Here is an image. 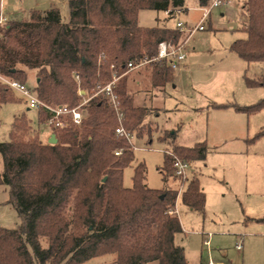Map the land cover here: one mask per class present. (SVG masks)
<instances>
[{"label": "trees", "instance_id": "1", "mask_svg": "<svg viewBox=\"0 0 264 264\" xmlns=\"http://www.w3.org/2000/svg\"><path fill=\"white\" fill-rule=\"evenodd\" d=\"M198 2L206 7L210 0ZM67 3L68 22L53 6L32 10L29 19L10 17L0 25V73L24 84L29 73H36L33 89L38 99L70 108L78 107L98 85L120 76L115 93L122 125L131 134L140 130L149 110L135 106L122 85L130 74L128 64L152 58L161 42L177 46L183 32L177 27H141L139 13L154 10L172 18L185 10L186 0ZM241 27L247 38L231 49L246 62L264 63V0H246ZM148 66L153 67L154 85L164 87L173 81L175 70L167 63ZM247 82L264 86V76ZM13 93L0 80V107L14 101ZM233 107L251 114L264 108V99ZM84 109L88 116L80 126L69 122L65 129L51 127L56 145L32 135L28 141L22 139L24 127L31 132L25 118H16L11 140L0 142V185L10 188L21 220L17 229L0 228V264H83L108 254L116 255L115 264H188L184 247L177 244L182 224L173 214L179 192L150 189L143 163L135 169L133 186L125 188L123 173L135 158L128 140L116 135L119 121L114 107L108 96L99 95ZM37 112L41 124L52 117L44 108ZM259 138H264V128L255 137ZM174 140L175 134L169 133L163 139L172 145ZM207 153L202 143L191 148L173 145V154L188 164L205 160ZM174 174L173 158L166 155L164 179ZM105 176L108 180L103 183L100 178ZM182 201L190 209L203 210L205 194L196 177L188 182Z\"/></svg>", "mask_w": 264, "mask_h": 264}, {"label": "rangeland", "instance_id": "2", "mask_svg": "<svg viewBox=\"0 0 264 264\" xmlns=\"http://www.w3.org/2000/svg\"><path fill=\"white\" fill-rule=\"evenodd\" d=\"M245 3L246 0H229L220 7H201L198 0H186L188 11L167 19L163 12L140 11L141 27H176L178 22L184 25L180 42L187 68L183 70L181 65L176 69L173 81L164 87L152 84L153 67L149 66L128 73L122 83L128 92L131 87L137 107L149 110L140 130L132 133L130 146L135 159L124 170L123 186H133L135 169L143 163L150 189L179 192L173 214L183 227L177 244L185 248L188 264H264V138L255 139L264 128V108L246 114L233 107L255 105L264 99V86H250L247 82L264 76V63L246 62L231 49L236 41L247 38L232 12L242 10ZM53 6L68 22L67 0H0V12L11 18L29 19L32 10L45 11ZM35 77L36 73H29L28 87H33ZM7 95L12 98L11 93ZM13 96L14 101L0 107V142H9L16 118H25L31 132L24 127L22 139L28 141L32 135L49 144L50 127L39 122L38 112L29 108L22 94L14 91ZM84 114L87 118L86 110ZM166 133L175 134V145L191 148L202 143L208 148L205 160L187 165L186 179L175 174L164 179L165 156L173 158V162L177 157L173 145L163 141ZM194 177L205 194L201 211L184 206L182 201ZM105 179L108 180L106 176L100 178L103 183ZM20 225L10 188L0 185V228L17 229ZM208 235H212L209 248L204 245ZM237 245L243 250H238ZM115 259L116 255L108 254L83 264H115Z\"/></svg>", "mask_w": 264, "mask_h": 264}, {"label": "built area", "instance_id": "3", "mask_svg": "<svg viewBox=\"0 0 264 264\" xmlns=\"http://www.w3.org/2000/svg\"><path fill=\"white\" fill-rule=\"evenodd\" d=\"M229 1V0H227ZM226 0H210L209 4L212 7H220L224 3L227 2ZM208 12L205 13L204 17H207ZM8 21V18L4 16L0 12V25L6 24ZM183 24L181 22H178L176 24V27L183 32ZM199 29H203V27L200 26ZM183 43L180 42L177 46L172 45L168 42H161L158 46V52L155 56L152 58H144L142 59L138 64H135L133 62H130L128 64V73L132 72L134 70H138L144 67H147L148 65L154 64V63H167L169 67H171L173 70L179 69L181 65L184 63L186 59V55L182 52L183 50ZM120 76L114 75L113 79L110 83L106 85H98L97 88L93 91L92 95L84 100V102L75 108H70L68 106H50L43 102H41L37 94L35 93L33 87H28L26 84L21 83L20 81L13 79L10 76L2 75L0 73V80L8 85L12 90L19 92L27 99V104L30 109H34L36 111L40 109H46L51 114V119L47 122V126L55 127L58 129H65L68 127L69 122L74 123L77 126H80L82 124L83 119L85 118L84 114V106L86 103L91 100L92 98L99 96V95H106L108 96L112 106L114 107L117 116L119 125L116 128V135L124 137L128 140L130 144H132V139L134 138V135L127 132L123 125H122V113H121V106L118 99V96L115 93V88L117 86V82L119 81ZM119 154V153H117ZM173 156V155H172ZM189 165L188 163L183 162L179 158L174 156V168H175V176L177 178L186 179V168ZM210 238L212 235H209ZM205 244L209 245V242H205ZM238 250H241V245L237 246Z\"/></svg>", "mask_w": 264, "mask_h": 264}, {"label": "crops", "instance_id": "4", "mask_svg": "<svg viewBox=\"0 0 264 264\" xmlns=\"http://www.w3.org/2000/svg\"><path fill=\"white\" fill-rule=\"evenodd\" d=\"M186 5V4H185ZM185 11L187 12L188 10H187V8L185 7ZM230 13H231V11H229ZM232 12H233V14H234V16L236 15L237 16V18H238V21H239V25H241L240 23H241V10H238V12H234L233 10H232ZM164 13V15H165V18L167 19L168 18V14H167V12H163ZM4 15V14H3ZM5 16V15H4ZM222 16H224V15H222ZM7 18H10V17H8V16H6ZM166 27H169V26H166ZM242 28V27H241ZM182 68H183V70L184 69H186L187 68V64H185V63H183L182 64ZM136 84L137 85H140L141 84V82H140V80H137L136 81ZM152 84L154 85V82H152ZM156 86V85H155ZM156 87H158V86H156ZM130 94L133 96V98H134V104H135V106H137L136 105V100H135V96H134V93L132 92V89H131V87H130ZM140 107V106H139ZM53 133H51L50 135H49V139H50V137H51V135H52ZM176 140V139H175ZM175 140H174V143H173V145L174 146H180V147H186V146H183V145H175ZM197 144H200V143H197ZM196 144V145H197ZM187 148H189V147H187ZM183 228V227H182ZM211 238H212V236H211ZM211 238H210V236L208 235V237L204 240V245L205 246H207L208 248H209V246H210V244H211ZM205 242H209V245H207V244H205ZM238 246V245H237ZM185 249V248H184ZM242 250H243V247H242ZM186 252V251H185ZM186 257H187V255H186ZM210 264H213V263H210Z\"/></svg>", "mask_w": 264, "mask_h": 264}, {"label": "water", "instance_id": "5", "mask_svg": "<svg viewBox=\"0 0 264 264\" xmlns=\"http://www.w3.org/2000/svg\"><path fill=\"white\" fill-rule=\"evenodd\" d=\"M37 82L39 83L40 80L38 79ZM81 93H84V91H82ZM48 143H49L50 145H56V144L58 143L55 134H52V135H51L50 139L48 140ZM104 181H106V179H105Z\"/></svg>", "mask_w": 264, "mask_h": 264}]
</instances>
